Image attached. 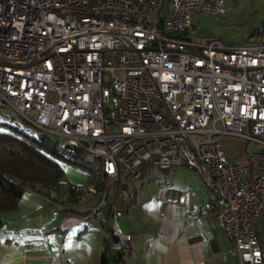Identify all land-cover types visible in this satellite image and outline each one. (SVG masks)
I'll use <instances>...</instances> for the list:
<instances>
[{"label": "built area", "instance_id": "built-area-1", "mask_svg": "<svg viewBox=\"0 0 264 264\" xmlns=\"http://www.w3.org/2000/svg\"><path fill=\"white\" fill-rule=\"evenodd\" d=\"M225 1L0 0V107L62 138L67 159H94L89 187L104 178L105 193L88 218L112 187L134 203L147 173L184 168L213 192L231 254L264 264V40H208L193 19L251 7ZM227 136L255 148L228 157ZM121 215L112 209L111 242L124 256L133 235Z\"/></svg>", "mask_w": 264, "mask_h": 264}, {"label": "crops", "instance_id": "crops-1", "mask_svg": "<svg viewBox=\"0 0 264 264\" xmlns=\"http://www.w3.org/2000/svg\"><path fill=\"white\" fill-rule=\"evenodd\" d=\"M261 38L259 41L264 40ZM224 151L228 157L244 153ZM171 171H163L164 176L159 174L162 171L147 173L134 203L112 187L106 192L102 215L96 219L88 218L86 212L95 208L105 193L98 187L93 188L95 192L51 196L24 192L19 207L4 214L0 264H240L230 251L234 242L213 211V192L203 182L191 191L188 187L171 189L165 185ZM162 187L169 189L166 199L159 197ZM114 207L122 211L119 223L133 239L131 249L121 259L113 256L104 262ZM205 208L210 212L205 214ZM260 234L264 247V221Z\"/></svg>", "mask_w": 264, "mask_h": 264}, {"label": "rangeland", "instance_id": "rangeland-1", "mask_svg": "<svg viewBox=\"0 0 264 264\" xmlns=\"http://www.w3.org/2000/svg\"><path fill=\"white\" fill-rule=\"evenodd\" d=\"M246 2H251V7L247 15L243 18L231 19L215 14L195 13L193 19L194 24L197 26V30H195L196 34L208 40L220 39L225 44L234 46L259 42V40H262L261 37L264 36V0H226L225 5L229 8H235ZM50 98L56 100L57 96L52 95ZM11 126L24 129L33 136H39L41 133L38 128L21 118L12 107H0V131L13 130ZM49 138L53 142H56L57 146L64 143L63 139L58 136L49 135ZM221 144L223 149H228L234 152L235 155L245 151H252L255 148L253 143L246 146V141L239 137H225L221 141ZM79 161L85 163V167L81 164H74L64 157H60L61 165L65 170L66 181L61 192H70V185H77L80 188L78 192H95L93 188L90 189L89 187L92 178L87 174V168L94 164V159L85 156L79 158ZM170 173L171 175L167 177L165 185L171 189L188 187L191 191L198 188L199 182H203L192 171L177 169L172 170ZM159 174L164 176V172H159ZM156 186L151 188L154 190ZM25 192L34 191L27 189Z\"/></svg>", "mask_w": 264, "mask_h": 264}, {"label": "trees", "instance_id": "trees-1", "mask_svg": "<svg viewBox=\"0 0 264 264\" xmlns=\"http://www.w3.org/2000/svg\"><path fill=\"white\" fill-rule=\"evenodd\" d=\"M13 130L0 131V228L4 214L15 211L27 189L51 196L61 192L65 185V170L60 162L64 155L58 151L56 142L47 134L33 136L24 129L11 126ZM79 157H84L78 154ZM67 159L66 157H64ZM74 164L85 163L78 159H67ZM90 175V169L87 168ZM104 180L101 179L99 189ZM70 192H78L77 185H70ZM122 258L112 243L106 246L104 262L110 257Z\"/></svg>", "mask_w": 264, "mask_h": 264}]
</instances>
